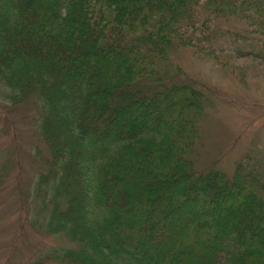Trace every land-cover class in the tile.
<instances>
[{
  "label": "trees",
  "instance_id": "1",
  "mask_svg": "<svg viewBox=\"0 0 264 264\" xmlns=\"http://www.w3.org/2000/svg\"><path fill=\"white\" fill-rule=\"evenodd\" d=\"M215 21L258 34L264 60V0H0V99L35 107L48 154L29 223L68 244L40 264H264V178L193 168L207 97L169 71ZM164 184L173 223L143 229L139 187Z\"/></svg>",
  "mask_w": 264,
  "mask_h": 264
},
{
  "label": "rangeland",
  "instance_id": "2",
  "mask_svg": "<svg viewBox=\"0 0 264 264\" xmlns=\"http://www.w3.org/2000/svg\"><path fill=\"white\" fill-rule=\"evenodd\" d=\"M230 23L221 30L215 21L208 28L209 41L197 33L194 48L174 47L171 61L179 71H169L172 83L191 80L207 97L190 154L193 168L213 167L230 175L238 164L247 163L264 178V60L257 55L261 39L256 33L237 32L234 21L230 35L224 30ZM10 107L0 99V264H40L43 252L68 244L59 236L38 235L29 223L35 213L33 181L48 154L35 133V107ZM148 155L142 154V160ZM129 165L124 166L127 175ZM147 182L157 181H135ZM129 206L120 207L119 214L128 217Z\"/></svg>",
  "mask_w": 264,
  "mask_h": 264
},
{
  "label": "bare ground",
  "instance_id": "3",
  "mask_svg": "<svg viewBox=\"0 0 264 264\" xmlns=\"http://www.w3.org/2000/svg\"><path fill=\"white\" fill-rule=\"evenodd\" d=\"M170 184H164L160 186H146L142 185L139 187V197L143 199V217L141 220L137 221L141 225L143 229L153 230L158 224V218L160 215H163L164 222L167 224L166 226L173 223V220H170L175 214L176 209L172 207L171 200V192L172 186ZM166 203L167 208L162 211L163 205ZM164 223V225H165ZM136 224V222H135ZM185 253H181L180 257H186Z\"/></svg>",
  "mask_w": 264,
  "mask_h": 264
}]
</instances>
